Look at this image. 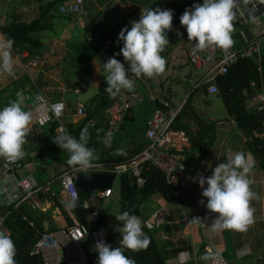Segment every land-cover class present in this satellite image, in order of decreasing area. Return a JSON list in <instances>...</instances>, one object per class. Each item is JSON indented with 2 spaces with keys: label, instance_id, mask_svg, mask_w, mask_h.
Returning a JSON list of instances; mask_svg holds the SVG:
<instances>
[{
  "label": "crops",
  "instance_id": "crops-1",
  "mask_svg": "<svg viewBox=\"0 0 264 264\" xmlns=\"http://www.w3.org/2000/svg\"><path fill=\"white\" fill-rule=\"evenodd\" d=\"M55 0H0V33H3V27L16 19L22 22L30 23L33 20L42 18L45 14V8ZM73 0H65L60 6L56 8L57 19L46 18L48 29L43 32H34L31 37L43 43L42 52L43 57L32 58L30 56L20 58V51H16L12 47V55L14 58V75L0 76V109L7 106L11 101L21 99L25 110L33 113V120L31 124V131L27 137V142L23 146L24 155L17 159L16 162L22 166L21 170H15L4 176V166L10 162L4 158H0V207H5L4 200L6 193L13 187L16 179L22 177H31L37 185L43 187L51 184L52 190L59 194V184L55 178L62 172L68 170L69 154L60 149L53 141L54 138L64 128L72 136L79 138V131L81 121L76 120L74 116L75 108L70 103L64 104L68 115L60 120L61 123L52 121L46 122L45 117L50 114V107L48 104L38 106L35 94L39 91L45 93L57 89L58 92H79L84 91L90 80L93 81L95 87L99 88L105 81V71L103 64L113 54H118L123 47L122 42H118V36L122 28H131V22L138 21L145 9L152 10L160 8L161 10H171L173 12V19L175 21L176 32L169 36V43L181 45L172 48V52L166 49L161 55L166 59V70L158 76L153 77L158 81L157 84L152 82V78L148 79L149 85L152 89L159 90L163 88L172 89L175 96V103L179 104L186 96L179 102L178 94L173 89L172 81L181 82L186 89L187 82L192 80V74L181 76V72H175L176 63L179 60L188 62V53L193 47L195 41H186L182 38L183 35L179 31L186 32L185 28L180 24V16L186 9L192 7L195 3H203V0H84L85 13L75 16H67L60 14L59 8L66 5ZM13 5V6H12ZM242 10L237 8L236 19L242 22L250 20L248 12H246V4H242ZM44 18L43 23H44ZM105 32H107L105 34ZM100 37L94 40V36ZM113 37L117 39L115 48L111 50V45L105 50V54H101L107 41H111ZM104 38L103 45L98 55L89 62V65L84 66L87 57H89V47L92 44L99 42ZM91 42V43H90ZM18 52V53H16ZM109 52V53H107ZM27 55V52H23ZM22 53V54H23ZM108 54V55H107ZM106 57V58H104ZM115 58L121 63H126L122 55H116ZM33 61H37L39 66H34ZM171 63L173 66L171 68ZM128 65V64H127ZM179 70L181 62H179ZM88 68L89 71L84 70L83 67ZM130 79L137 82L135 84V91L138 93H147L146 84L141 78H136L131 71H129ZM76 74V76H72ZM87 74L86 77L84 75ZM78 75V76H77ZM201 75V74H200ZM105 76V77H104ZM179 76V80H177ZM84 79H86L84 81ZM35 86V89L33 87ZM18 93L21 95L18 97ZM198 93L197 98H203L202 91H194L190 94V99L194 105L197 117L194 119H186V123L190 130L195 134L201 130V122L204 125H209L210 129L206 131V140L214 137L211 147L203 156L202 162L192 175V185L188 193L181 199L176 200L174 204H165L163 199L158 195H153L150 198V203L144 211L145 215H150L147 219V229L153 231L154 238L163 247V256L168 262L172 264H208L211 261L202 259L205 252L201 251L202 247L208 246L214 252H219L227 264H239L246 260V257H255L260 255L263 257L264 250V173L260 168L259 158L250 148L249 142L253 141V137L246 136L240 129L237 128L235 121L229 116L226 108L223 112H218V116L214 115L213 109L197 110L195 105L196 100L192 96ZM196 98V99H197ZM60 101V100H59ZM58 101V102H59ZM251 104V103H250ZM143 104L134 107L126 116L121 133L114 137L112 145H116L117 149L110 151L107 146V154L121 156L123 151L129 149L132 153L140 152L145 146L144 133L146 129V122L149 119L153 110L152 104H146V107H141ZM250 106V105H249ZM191 116V115H190ZM192 118V116H191ZM134 120H139L143 126V141L138 140L140 127L133 125ZM129 122V124H127ZM256 136V135H255ZM264 138V134L260 135ZM205 140V141H206ZM89 147L95 149L96 154L101 159L102 151L99 144H91ZM122 150V151H120ZM242 151L246 154H251L254 160V167L249 176L252 180V189L256 193L257 198L252 200L251 206L254 208V223L250 225L247 231L237 232L234 230H222L217 233L212 232L211 224L217 218V214L211 213L206 208L207 200L202 196V189L198 184V178L210 176L212 170L218 163L227 160L228 151ZM200 153L196 152L195 157H200ZM96 161V162H99ZM95 162V163H96ZM120 179H114L112 182V196L108 200H102L97 204L98 210L101 212L100 218L103 219V224H106L107 218H115L116 212L120 213ZM115 180L119 181V191H113V183ZM207 187V185H205ZM204 200V205L199 201ZM163 203V205H162ZM30 209L34 211L45 210L42 213H50L52 220L58 231L68 227V221L64 213H62L59 206L58 198H50L48 194H40L37 203H27ZM158 207L156 212H149L151 206ZM162 205V207H161ZM58 208V210H56ZM71 208V207H70ZM43 210V211H44ZM156 210V209H154ZM87 219L89 214L86 210ZM70 220L74 223L77 220L74 213L65 212ZM102 215V216H101ZM144 215V216H145ZM200 217L202 224H192L190 221ZM105 222V223H104ZM171 225L173 230L171 232L164 231L162 226ZM49 230L48 225L45 226ZM54 233V232H52ZM167 237L166 239L164 237ZM167 245V246H164ZM187 252L188 256L181 257L179 254ZM261 259V257L259 258Z\"/></svg>",
  "mask_w": 264,
  "mask_h": 264
},
{
  "label": "clouds",
  "instance_id": "clouds-1",
  "mask_svg": "<svg viewBox=\"0 0 264 264\" xmlns=\"http://www.w3.org/2000/svg\"><path fill=\"white\" fill-rule=\"evenodd\" d=\"M243 2L239 5L240 0H203V3H195L191 8L186 9L183 12L180 16V24L186 30L188 41H195L192 49L193 53L202 52L210 47L229 49L234 45V22L237 17V8L242 10L241 5ZM246 3H248V0L244 2V4ZM173 20V12L171 10H161L160 8L152 10L149 8L141 12L138 21L131 22L130 30L128 27L121 29L118 41L123 43V47L118 54H113V56L108 58L103 64L104 71L107 74L105 77L107 85L105 91L110 97H116L122 90L128 92L135 91V81L129 78V71H131L136 78L158 77L165 72L167 61L161 53L169 45V36L167 37V32L172 30ZM248 23H250V20L246 23L241 21L240 25L243 26ZM13 44V39L0 33V76L14 75L15 62L12 55ZM23 52L26 53V51H22L19 52L20 55ZM116 55H122L124 61L128 64L127 69L123 63L115 58ZM28 56L29 53L27 52L26 57ZM34 66H39V64L37 63V65ZM43 94L47 99L52 101L61 100L64 104L69 103L62 99L49 98L45 93ZM17 95L19 97L21 94L18 93ZM250 103L251 101L248 104V108ZM77 106L78 104L76 107ZM63 107L64 105L62 103L55 104L51 106V110L56 116H60ZM32 120L33 113L25 110L21 99L13 100L7 106L0 109V158L13 162L24 155L23 146L27 142V137L31 131ZM111 138L112 133H106L103 138V143L110 147ZM89 139L90 133L87 128L79 131L78 139L62 128L60 133L54 138L53 142L60 149L69 154V165L79 170L87 171L95 167V162L99 160L95 149L88 146ZM253 167L254 160L251 154H246L242 151L234 152L229 150L227 153V160L218 163L212 170L210 176L206 178L200 176L198 178L197 182L202 189V196L207 200V210L211 213L217 214V218L211 224L213 233L222 230L244 232L254 223L255 210L251 206V202L256 199L257 196L251 187L253 182L249 179ZM8 174H11V172ZM82 175L92 174L82 173ZM4 176L6 175L4 174ZM205 185H207V187H205ZM98 192L100 191H95L90 200L94 199ZM48 196L51 198L49 194ZM73 196L78 197V194L73 191ZM199 203L204 205V200L199 201ZM75 206V200L70 204H62V207L65 208V212L68 213H73L70 207ZM56 210H58V208ZM115 219L122 222L123 225L118 233L114 234L118 236V240L114 241L118 242L120 240L121 246L113 247L104 243L103 240L99 241L96 244V250L94 249L98 254L97 264H135L134 260L124 255V250L127 249L136 252L145 249L151 243V239L143 231V222L137 215L124 211L123 213H118L115 216ZM76 221L78 222V220H75V222ZM75 222L73 223V226L75 225ZM190 222L192 224H202L200 217H195ZM89 224L95 225L96 223L93 224L92 222H89ZM102 226L106 231V238L109 242L107 226L106 224H102ZM69 227L72 226L66 228ZM43 234H50V232H44ZM43 234H40V237ZM121 234L122 236L120 239ZM164 238L166 239L167 237L165 236ZM16 254L17 249L10 237V233L3 231L1 228L0 264H16ZM179 255L186 258L188 253L182 252ZM219 255V252H216L212 255H204L202 259L205 261H214L219 258ZM42 261L43 260H41V264H44ZM62 263H65V260H62ZM168 264H172V262H168Z\"/></svg>",
  "mask_w": 264,
  "mask_h": 264
},
{
  "label": "built area",
  "instance_id": "built-area-1",
  "mask_svg": "<svg viewBox=\"0 0 264 264\" xmlns=\"http://www.w3.org/2000/svg\"><path fill=\"white\" fill-rule=\"evenodd\" d=\"M244 0H240L239 5ZM238 5V6H239ZM62 15H77L84 14L85 7L83 0H75L59 8ZM246 12L250 17V23L246 24V28L240 31V43L233 45L229 49H220L210 47L202 52L193 53L192 49L188 53V62L195 71H201V75L195 86L190 90V93L205 88L207 95L219 94L217 78L226 75L230 68L242 60L252 59L258 66V73L262 74V59L264 56V0H248L246 3ZM176 32L175 21L172 22V30L167 32V37ZM107 32H105L106 34ZM100 36L95 35L94 40ZM105 47L101 54H105V50L110 47L111 41L105 43ZM20 58L26 57L25 54L18 55ZM37 61L33 64L37 65ZM39 64V63H38ZM147 77H141V80L146 84V95L148 103L156 105L160 103L161 106H156L151 112L149 119L146 122V129L144 138L146 140L144 148L138 153H129L124 151L122 153V163L118 165L108 166L106 163H96V166L87 170H79L83 174L92 175H110L113 179L129 176L137 189L144 188L146 180L144 175L148 169L152 168L162 174L166 184L174 191L177 198H183L189 191L192 185V176L188 172V167L185 164V158L182 153H187L190 150V141L185 130L173 128L177 116L182 110L186 99L181 103H175V92L169 88H162L159 93L152 91ZM152 82L157 84L158 81L152 78ZM251 86H255L252 83ZM151 91L152 94L148 95ZM43 98V99H41ZM35 99L38 104H48L50 107V114L45 117L46 122L64 119L67 115V109L63 107L62 114L56 116L51 110V106L55 104L64 103L61 100L55 101L45 97L39 91L35 94ZM145 102V97L142 93L128 92L122 90L120 94L115 97V102L111 109L108 132L115 135L120 132L125 116L136 106ZM64 105V104H63ZM249 108H253L258 112L264 111V94L260 93L253 97ZM75 121H83L86 119V108L82 104H78L75 108V113L72 115ZM85 126L94 129L97 126V121L94 118L89 119ZM16 162H10L4 166V174L21 170ZM59 184V194L51 189V184L43 187L36 184L31 177H22L16 180L13 187L6 193L4 204L7 208H12L16 211L21 205L31 202L37 203L40 194H49L51 198H58L60 203H75L79 201L78 188L76 182L70 171L62 172L55 180ZM73 191L78 194V197L73 196ZM112 196V187L104 192H98L96 197L83 206L89 214V222L97 223L100 217V211L97 208L102 200H108ZM68 210V209H66ZM3 219H0V229L2 228ZM104 227L89 229L85 225H80L77 221L75 225L59 232L43 234L34 242L30 249V256L39 257L44 264H60L62 263V256L65 257L67 264H87V258L84 251V243L91 241L94 249L96 244L103 240L107 245L109 244L106 238ZM206 255H212L216 252L208 246L202 248ZM208 264H227L224 259L219 256L218 259L211 261Z\"/></svg>",
  "mask_w": 264,
  "mask_h": 264
},
{
  "label": "trees",
  "instance_id": "trees-1",
  "mask_svg": "<svg viewBox=\"0 0 264 264\" xmlns=\"http://www.w3.org/2000/svg\"><path fill=\"white\" fill-rule=\"evenodd\" d=\"M64 1L65 0H55L54 2H51L49 6L45 8V14H43L41 17L44 18L45 15L50 14L53 9L55 10L58 6L64 3ZM42 18H39L35 21L33 20L30 23L13 19L3 27L4 34L14 40L13 48L16 49V51H26L32 58L44 56L42 52L43 43L31 37V34L34 32H43L48 29V24L43 23ZM234 23L235 31L233 33V39L234 45H236L240 43V31L243 27L240 25L241 21L238 19H236ZM103 42L104 38H102L99 42H92L94 46L91 48L89 47V57H87L84 66L89 65V62L98 55L100 56L99 52ZM116 44L117 39L115 40L113 37L111 50L115 48ZM261 49L262 51L264 50L263 46ZM84 66L81 67L84 68L85 72L89 71L88 68ZM86 76L87 74L84 75V77ZM252 83H255V86H251ZM217 84L219 88V99L223 104V107L226 108L229 116H231L235 121L237 128L240 129L246 136L253 137V141H250L249 145L256 157L259 158L260 168L264 173V138L260 137V135L264 134V111L257 112L253 108L251 110L248 108V104L253 97H256L260 93L264 94V56L262 59V74L258 73V66L254 60H242L236 65L232 66L226 75L217 78ZM106 87L107 85L105 80L100 86V95L91 99L85 106L86 119L81 121L80 126L82 129L87 128L90 133L88 146L91 144H99L102 151H104L101 159L96 163H106L108 166H113L122 163L123 158L122 155L117 156L116 154H107V149L109 148H106L107 146L103 143V138L105 134L108 133L109 128V110L115 102V97H110L105 91ZM33 89H35V86ZM202 92H206L205 88L202 89ZM95 100H98V105L93 106L91 109L90 103ZM156 106H161V104L157 103L156 105H152L153 109ZM91 118H94L97 121V126L94 129H90L85 126V123ZM194 118L198 117L194 108L192 107L189 97L177 116V119L173 124V128L185 130L188 134L190 150L187 153H182V155L185 158V164L187 165L188 172L191 174V176L199 167L203 156L206 154L207 150L211 147L212 142L214 141V137H210L206 140V131L208 132L210 127L209 125L205 126L202 120H200L202 127L199 132L194 134L190 130L188 123L185 121L186 119L189 120ZM114 137L115 136L112 135L111 145L113 144ZM113 149H117V146L112 145L110 151ZM127 150L129 153L133 154L131 151H129V149ZM196 152L201 154L200 157H195ZM76 169L77 168H74L73 166H69L67 170L71 172V175L75 180L82 175V173L80 171H76ZM144 178L146 180L144 188L137 189L133 180L129 176L121 177L120 213L128 211L130 214L137 215L142 220L143 231L147 236L150 237L151 243L147 248L136 252L125 249L124 255L134 260L135 264H167V261L163 256L162 245H160L156 238H154V235L152 234L153 231L148 230L146 227L147 219L150 215H145L144 211L147 208V205L150 203V198L153 195H158L161 197L163 199L162 202L165 204H174L176 200L181 198H177L174 195V191L166 184L165 179L160 172L150 168L144 175ZM78 192L80 200L78 203H76L75 207H71V210L76 216L78 222L81 225H85L89 229L102 226V218H100L98 223L95 225L89 224V220L86 217L83 206L87 201L90 200V198L81 190H78ZM59 207L62 213H64L66 216L68 225L73 226V222L65 213V208L62 206ZM157 210L158 207L152 205L149 212L153 213ZM0 218L3 219L2 230L10 233V237L16 246V264H41L39 257L30 256V249L34 241L40 237V234H43L44 232L55 233L58 231V228L54 224L50 213L45 214L40 211H34L24 204L20 206L17 211L7 209L5 212H3V214L0 215ZM46 225L49 227L48 231L46 230ZM106 226L109 245L113 247H120V240L118 242L114 241L112 239V235L117 234L120 228H122V222L117 221L115 218H111L106 223ZM161 228L164 229V226ZM121 236L122 234L120 235V239ZM83 248L88 260V264H97L98 254L94 250L93 245L86 241Z\"/></svg>",
  "mask_w": 264,
  "mask_h": 264
},
{
  "label": "rangeland",
  "instance_id": "rangeland-1",
  "mask_svg": "<svg viewBox=\"0 0 264 264\" xmlns=\"http://www.w3.org/2000/svg\"><path fill=\"white\" fill-rule=\"evenodd\" d=\"M44 0H42V2H43ZM246 0H244V2H245ZM244 2H243V4H244ZM13 6V5H12ZM56 11V9L54 10H52L51 11V13L50 14H47V15H45V17H49V21L48 22H50L52 19H57V13L55 12ZM43 15V14H42ZM77 16V15H76ZM44 23H46V18H44ZM243 28H246V24H244L243 26H242ZM179 33L181 34V35H183L182 36V38L184 39V41H186V45L187 44H189V41H188V39H187V33L186 32H181V31H179ZM168 39H170V37H168ZM181 45V42H178L177 44H172V43H169V45L165 48L167 51H169V52H172V48L174 47V48H176V47H179ZM179 62H181V68H180V70H179V67H180V65H179ZM175 65H176V70H175V72L176 73H178L179 71H182L180 74H181V76H184V75H187V74H192V80H189V82H187L188 84H187V87H186V89L183 87V85L184 84H182L181 82H175V81H172L171 82V84L173 85V89L177 92V94H178V101L180 102L184 97H185V95L186 94H188L189 93V91H190V89H191V87L193 88L194 86H195V83H196V81L199 79V77H200V74L202 73L201 71H195L194 70V68L190 65V64H188V63H186V62H183L182 60H179V61H177L176 63H174ZM124 66H125V68L127 69L128 68V65L126 64V63H124ZM172 66H173V63H171V68H172ZM130 74V73H129ZM128 74V75H129ZM107 74H105V76H106ZM72 76H76V74H73ZM78 76V75H77ZM104 76V77H105ZM130 78V77H129ZM86 79H84V81H85ZM177 80H179V76H177ZM135 81V80H134ZM135 84H137V82L135 81ZM152 91H156V92H158V90L157 89H152ZM143 95H144V97H145V102L143 103V106H141V107H146V104H148V101H147V95H146V93L145 92H143L142 93ZM150 94H152V92L151 91H149L148 92V95H150ZM199 94L198 93H195L193 96H192V98L194 99V100H196V102H195V105H196V107H197V110L199 111V109H201V110H205V109H208V111L209 110H211V109H213V112H214V115H217L218 116V112H223L224 113V108H223V104L221 103V101H220V99H219V96L218 95H209V96H203V98L201 99V98H197V96H198ZM205 95V94H204ZM197 98V99H196ZM191 99V98H190ZM192 100V99H191ZM191 103L194 105V103L191 101ZM98 105V100H95V101H92V103H90V108L92 109L93 108V106H97ZM211 108V109H210ZM127 124H129V122L127 123ZM133 125H138L139 127H140V130H139V132L138 131H136L137 132V134H138V137H137V139L138 140H142L143 141V133H142V131H143V126H142V123L141 122H139V120H134L133 121V123H132ZM122 131V130H121ZM121 131H120V133H121ZM114 136H117V134H115ZM126 151H128V150H126ZM116 191V192H118L119 191V181L118 180H115L114 181V183H113V191ZM162 205H163V203H162ZM162 205H161V207H162ZM44 210V209H43ZM43 210H41V212H45V210L43 211ZM6 211V209L4 208V207H0V215L1 214H3V212H5ZM118 213L116 212V214H114V215H117ZM110 218H107L106 220H109ZM112 239L113 240H118V236L117 235H113L112 236ZM261 257V259H259ZM242 263L243 264H264V258L262 257V256H260V255H257V256H255V257H252V258H250V257H246V260L245 261H242ZM231 264H233V262H231ZM239 264H241V262L239 263Z\"/></svg>",
  "mask_w": 264,
  "mask_h": 264
},
{
  "label": "water",
  "instance_id": "water-1",
  "mask_svg": "<svg viewBox=\"0 0 264 264\" xmlns=\"http://www.w3.org/2000/svg\"><path fill=\"white\" fill-rule=\"evenodd\" d=\"M46 96L53 99H62L69 102L73 107L77 104L86 106L88 102L100 95L99 88L95 87L93 81L90 80L84 91L79 92H58L57 89L45 92ZM113 177L108 175H81L77 178L76 184L79 190H81L89 198L93 196L95 191L104 192L110 189L112 185ZM173 227L171 225H165L164 231L171 232ZM91 244V241H89ZM65 260V257H62Z\"/></svg>",
  "mask_w": 264,
  "mask_h": 264
}]
</instances>
